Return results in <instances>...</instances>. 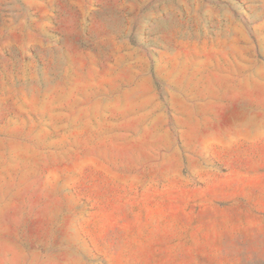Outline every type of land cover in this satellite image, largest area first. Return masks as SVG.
Returning a JSON list of instances; mask_svg holds the SVG:
<instances>
[{
  "label": "rangeland",
  "instance_id": "rangeland-1",
  "mask_svg": "<svg viewBox=\"0 0 264 264\" xmlns=\"http://www.w3.org/2000/svg\"><path fill=\"white\" fill-rule=\"evenodd\" d=\"M0 264H264V0H0Z\"/></svg>",
  "mask_w": 264,
  "mask_h": 264
}]
</instances>
